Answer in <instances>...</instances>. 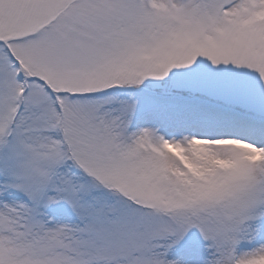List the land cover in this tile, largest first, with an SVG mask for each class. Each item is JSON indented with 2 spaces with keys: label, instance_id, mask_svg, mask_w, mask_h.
I'll use <instances>...</instances> for the list:
<instances>
[{
  "label": "snow or ice",
  "instance_id": "obj_1",
  "mask_svg": "<svg viewBox=\"0 0 264 264\" xmlns=\"http://www.w3.org/2000/svg\"><path fill=\"white\" fill-rule=\"evenodd\" d=\"M0 264H264V0H0Z\"/></svg>",
  "mask_w": 264,
  "mask_h": 264
}]
</instances>
